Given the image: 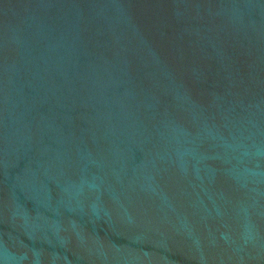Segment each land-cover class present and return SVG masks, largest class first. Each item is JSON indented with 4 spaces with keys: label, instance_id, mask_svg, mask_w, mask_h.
<instances>
[{
    "label": "water",
    "instance_id": "1",
    "mask_svg": "<svg viewBox=\"0 0 264 264\" xmlns=\"http://www.w3.org/2000/svg\"><path fill=\"white\" fill-rule=\"evenodd\" d=\"M0 264H264V0H0Z\"/></svg>",
    "mask_w": 264,
    "mask_h": 264
}]
</instances>
